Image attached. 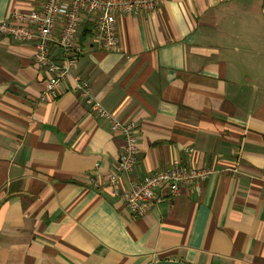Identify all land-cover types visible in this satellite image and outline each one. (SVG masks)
<instances>
[{
  "label": "crops",
  "instance_id": "crops-1",
  "mask_svg": "<svg viewBox=\"0 0 264 264\" xmlns=\"http://www.w3.org/2000/svg\"><path fill=\"white\" fill-rule=\"evenodd\" d=\"M41 1L0 0V21ZM93 25L83 12L72 75L134 126L120 187L175 165L211 174L172 199L159 190L166 200L131 217L104 187L122 137L71 80L40 102L34 46L1 37L0 264H264V0L121 15L115 51L96 47Z\"/></svg>",
  "mask_w": 264,
  "mask_h": 264
},
{
  "label": "built area",
  "instance_id": "built-area-1",
  "mask_svg": "<svg viewBox=\"0 0 264 264\" xmlns=\"http://www.w3.org/2000/svg\"><path fill=\"white\" fill-rule=\"evenodd\" d=\"M167 1L42 0L38 9L11 12L5 20L0 21V38L8 37L34 46V67L43 72L45 77V87L38 99L40 102L46 103L56 98L61 93L63 84L71 80L72 88L81 100L91 107L97 117L109 123L112 133L122 137L124 146L116 170L108 174L104 187L109 188L122 201L133 218L144 216L155 204L164 201L165 198L157 195L159 190L165 189L166 199H172L177 196L181 186L197 187L208 178L211 171L175 165L121 188L119 176L131 173L136 163L138 143L134 126L118 121L113 113L105 110L99 100L91 95L89 85L73 76L72 71L82 52L79 29L83 12L92 17L96 47L115 51L118 49V17L137 16L155 10Z\"/></svg>",
  "mask_w": 264,
  "mask_h": 264
},
{
  "label": "water",
  "instance_id": "water-1",
  "mask_svg": "<svg viewBox=\"0 0 264 264\" xmlns=\"http://www.w3.org/2000/svg\"><path fill=\"white\" fill-rule=\"evenodd\" d=\"M154 264H183V263L171 262V261H159V262H156Z\"/></svg>",
  "mask_w": 264,
  "mask_h": 264
},
{
  "label": "trees",
  "instance_id": "trees-1",
  "mask_svg": "<svg viewBox=\"0 0 264 264\" xmlns=\"http://www.w3.org/2000/svg\"><path fill=\"white\" fill-rule=\"evenodd\" d=\"M89 31H90V33H91L92 30H89Z\"/></svg>",
  "mask_w": 264,
  "mask_h": 264
}]
</instances>
